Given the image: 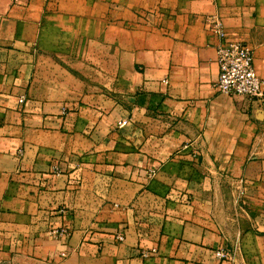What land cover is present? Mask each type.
<instances>
[{"label":"crops","instance_id":"obj_1","mask_svg":"<svg viewBox=\"0 0 264 264\" xmlns=\"http://www.w3.org/2000/svg\"><path fill=\"white\" fill-rule=\"evenodd\" d=\"M207 14L264 78V0H0V264H264V105Z\"/></svg>","mask_w":264,"mask_h":264},{"label":"built area","instance_id":"obj_2","mask_svg":"<svg viewBox=\"0 0 264 264\" xmlns=\"http://www.w3.org/2000/svg\"><path fill=\"white\" fill-rule=\"evenodd\" d=\"M11 1L16 2L17 0ZM203 20L205 26L219 38V42L216 45L217 63L219 66L216 80L217 90L228 95H243L264 105V78L260 77L255 70L251 47L240 40L228 37L223 22L218 15L207 14ZM23 99L24 96L19 97L20 102ZM62 112L65 113L64 110ZM125 122V119L118 120L117 126L121 127ZM18 151L21 153L22 150L19 149ZM151 174H153V170L150 171ZM123 238V232L116 234L117 240L121 241ZM155 251V248L143 250L141 255L145 257ZM216 254L219 257L226 256V252L221 250L216 251Z\"/></svg>","mask_w":264,"mask_h":264}]
</instances>
